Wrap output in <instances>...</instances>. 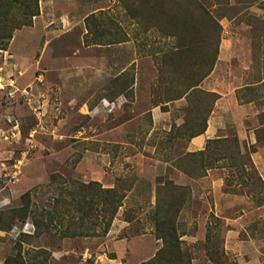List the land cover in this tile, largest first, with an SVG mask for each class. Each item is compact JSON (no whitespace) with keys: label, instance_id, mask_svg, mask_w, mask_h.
I'll return each mask as SVG.
<instances>
[{"label":"rangeland","instance_id":"rangeland-1","mask_svg":"<svg viewBox=\"0 0 264 264\" xmlns=\"http://www.w3.org/2000/svg\"><path fill=\"white\" fill-rule=\"evenodd\" d=\"M195 1L218 25L217 43L204 38L213 34L207 27L180 29L183 10L199 15L191 0H37L31 26L15 30L0 50V211L19 207L20 196L33 188L31 202L49 209L57 192L45 186L53 174L130 187L111 223L124 225L117 238L149 235L152 244L155 188L166 178L188 190L176 221L186 264H264V187L263 204L256 206L238 193L245 190L238 177L245 185L252 180L246 170L211 169L206 179L179 172L174 163L215 101L199 88L203 93L191 91L173 103L216 49L210 84L236 101L240 90L238 104L250 101L222 135L237 139L264 186V0ZM182 37L189 50L180 55L175 48ZM133 78L137 85L129 89ZM159 105L170 110L169 127L151 130L146 111ZM159 162L166 164L163 175ZM228 175L237 194L223 189ZM217 179L232 199L215 197L209 183ZM165 197L160 191V202ZM100 238H60L54 230L33 236L29 219L17 221L0 231V264L15 257L18 244L26 263V251L43 249L49 253L43 264H100L97 254L112 256ZM149 248L140 247L137 257Z\"/></svg>","mask_w":264,"mask_h":264},{"label":"trees","instance_id":"trees-1","mask_svg":"<svg viewBox=\"0 0 264 264\" xmlns=\"http://www.w3.org/2000/svg\"><path fill=\"white\" fill-rule=\"evenodd\" d=\"M191 1L198 7L196 11L199 15L192 11L183 10L180 29L186 30L189 26L197 25L195 28L202 31L203 28L207 27L208 30H212L213 34L208 35L207 31L204 38L217 43L218 25L209 18L205 10L195 0ZM37 15V0H0V50H5L7 42L15 30L31 26L32 19ZM173 36L178 37V34ZM188 50V44L182 37L175 51L182 55ZM215 54L216 49L203 72L198 75L194 74L191 82L182 83V90L175 99H180L191 91L203 93L198 85L211 72ZM244 88L246 87L241 90ZM239 91H237L236 97L237 101L241 102L242 100L238 99ZM206 95L213 98V101L218 98L214 93H206ZM248 102L250 101L243 103ZM204 127L205 125L198 130H192L189 139L201 134ZM174 165L179 172L195 178L204 176L205 172L211 169H223L229 172L230 169L234 168L238 173H243L246 170L253 174L252 180L245 185L238 177V181H241L238 184L245 188V190H239L238 193L250 198L256 206L263 204V183L256 174L249 156L239 151L235 137L208 140L203 150L184 153ZM232 182L229 175L224 177L223 189L225 192L237 194L236 191L230 189ZM167 186L171 188L167 189ZM45 187L55 189L57 192L49 199V209L35 206L31 202V195L36 188L28 190L20 196L21 204L19 207L0 211V231L7 232L14 226L15 222L29 219L33 227V236H38L47 230H54L60 238L103 237L107 233L117 209L130 190V187H124L122 190L115 186L102 188L96 182L85 184L77 181H66L56 174L50 176L49 183ZM160 191L166 192V197L162 202H160ZM187 191L185 187L175 186L166 178L163 182H157L155 203L152 207V221L154 223L153 235L156 240L161 241V247L152 258L140 264H159L161 260L165 264H186L181 253L182 242L179 240L181 235L176 227V221L187 202ZM211 218L217 221L212 215ZM24 237L28 238L27 235ZM18 245L19 249H17L15 257L6 258L5 264H43L46 262L49 255L46 250L30 249L24 253L27 255L26 263L20 254L21 244Z\"/></svg>","mask_w":264,"mask_h":264},{"label":"crops","instance_id":"crops-1","mask_svg":"<svg viewBox=\"0 0 264 264\" xmlns=\"http://www.w3.org/2000/svg\"><path fill=\"white\" fill-rule=\"evenodd\" d=\"M83 32H85V28H83ZM131 64L135 67H137V60H132ZM210 76H206L200 83L199 87L201 90H204L205 92L209 93H215L218 94V98L213 103V107L211 112L209 113V116H207L205 120V127L201 134L194 136L190 138L186 144L185 147V153L186 152H197L204 149L205 144L208 140L216 139V138H225L227 137L226 134H224L227 131V126L229 124H233V128L238 123L239 116L238 114H242V111L245 112L246 106L238 104L233 94H224L219 95L217 91L214 89L213 85L210 84ZM137 77V76H136ZM137 85V78H133L131 81V84L129 86V89L135 87ZM117 99H121V96H118ZM181 98L173 101L174 104H178L181 102ZM114 105V104H112ZM151 118L152 121V129L156 127H161V129L164 130L166 126L169 127V120H170V110L169 108L167 110H161L160 105L159 106H151L146 111ZM178 123L176 125H179L182 121L181 116L177 119ZM168 123V125H166ZM233 136H236L233 134ZM160 163V162H159ZM162 165V167H161ZM159 168L162 169V172L159 175L164 174V170L166 169L165 163H160ZM210 176V171L206 172V175L201 177L200 179H206ZM198 180V179H197ZM197 180H191L196 182ZM211 186V189L215 195V197L218 200L223 199H232L233 197H227V195L222 193V180L217 179L213 180L211 183H209ZM108 187V186H107ZM153 185H151L150 193H149V204H153L154 195H153ZM240 217L234 219L235 223H238ZM201 225L200 223L197 224V227L199 228ZM124 225L121 223L116 225L114 222L111 223L107 233L103 238L101 239V244L103 245V248L106 252H109V254H112L111 257H106L105 252H103L101 255L97 254V262L100 264H133L136 262L142 263L150 259L151 255L150 252L157 251L161 247L160 240L152 241V244L149 242V235H141L136 236L129 239H122L117 238V235L123 229ZM234 233V232H233ZM149 245V250L145 255H142L141 257H137L139 254L140 247H144L145 244ZM140 256V255H139ZM120 258H124L125 261L121 262ZM137 258V260H136Z\"/></svg>","mask_w":264,"mask_h":264}]
</instances>
